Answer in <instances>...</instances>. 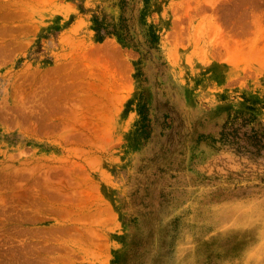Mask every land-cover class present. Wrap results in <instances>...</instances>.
<instances>
[{
	"label": "rangeland",
	"instance_id": "1",
	"mask_svg": "<svg viewBox=\"0 0 264 264\" xmlns=\"http://www.w3.org/2000/svg\"><path fill=\"white\" fill-rule=\"evenodd\" d=\"M96 11L0 0V264H264V0H151L141 80Z\"/></svg>",
	"mask_w": 264,
	"mask_h": 264
},
{
	"label": "trees",
	"instance_id": "2",
	"mask_svg": "<svg viewBox=\"0 0 264 264\" xmlns=\"http://www.w3.org/2000/svg\"><path fill=\"white\" fill-rule=\"evenodd\" d=\"M118 9L116 16L107 17L105 13L93 12L91 16V29L95 41L101 42L106 37H114L123 47H130L137 51L139 57L135 62L136 79L143 75V60L150 56L152 50L159 51V32L156 26L147 21L146 15L151 0H103ZM81 10L82 7L78 6ZM161 58L160 55L157 56ZM131 101H135L138 119L135 124L134 134L142 139H147L151 133V119L149 107L142 89L137 90ZM130 101V102H131ZM255 144L264 148L260 138L256 137ZM258 150V149H257Z\"/></svg>",
	"mask_w": 264,
	"mask_h": 264
}]
</instances>
